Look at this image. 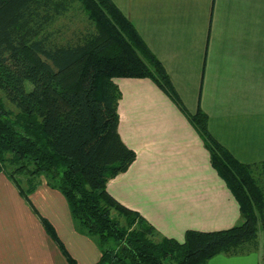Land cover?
<instances>
[{
    "label": "crops",
    "instance_id": "0c3cea01",
    "mask_svg": "<svg viewBox=\"0 0 264 264\" xmlns=\"http://www.w3.org/2000/svg\"><path fill=\"white\" fill-rule=\"evenodd\" d=\"M113 1L163 64L179 101L150 77L116 78L118 132L136 156L108 191L159 239L241 223L190 115L207 113L209 132L238 160H264V0ZM100 257L97 237L75 223L66 197L45 176L26 197L0 171V264H99ZM210 260L246 264L223 253Z\"/></svg>",
    "mask_w": 264,
    "mask_h": 264
},
{
    "label": "trees",
    "instance_id": "16d2710c",
    "mask_svg": "<svg viewBox=\"0 0 264 264\" xmlns=\"http://www.w3.org/2000/svg\"><path fill=\"white\" fill-rule=\"evenodd\" d=\"M74 5L92 29L78 41H59L54 23ZM118 77H150L179 101L163 64L113 0H0V171L26 197L41 176L60 190L75 223L97 237L99 264H207L220 253L258 249L264 160L235 158L209 132L201 109L190 118L243 222L159 239L153 225L108 191V181L136 156L118 132Z\"/></svg>",
    "mask_w": 264,
    "mask_h": 264
},
{
    "label": "rangeland",
    "instance_id": "374dc122",
    "mask_svg": "<svg viewBox=\"0 0 264 264\" xmlns=\"http://www.w3.org/2000/svg\"><path fill=\"white\" fill-rule=\"evenodd\" d=\"M54 29L58 30V40L67 42H75L80 39V37L87 33L89 30L92 29V25L85 17L83 11L78 5H74L71 9H69L65 14L58 17L56 22L54 23ZM8 104V101H7ZM10 105V104H9ZM12 107V106H11ZM12 109L16 110L14 107ZM258 177L261 179V184L264 187V170H260V175ZM121 221H124L123 218H120ZM244 221V216L242 214L241 222ZM258 249H250L247 252H244L243 254H237V255H229L226 253H223L228 256H238V259H240L242 263L245 262L246 264H256L259 260V264H264V230H261L259 232V239H258ZM239 255H245L244 258H239ZM222 264L218 261H209V264Z\"/></svg>",
    "mask_w": 264,
    "mask_h": 264
}]
</instances>
